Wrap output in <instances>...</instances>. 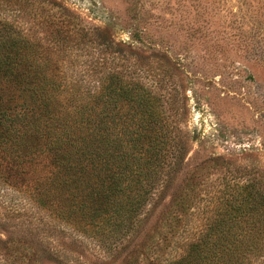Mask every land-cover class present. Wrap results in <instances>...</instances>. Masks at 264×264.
I'll use <instances>...</instances> for the list:
<instances>
[{"label": "trees", "instance_id": "1", "mask_svg": "<svg viewBox=\"0 0 264 264\" xmlns=\"http://www.w3.org/2000/svg\"><path fill=\"white\" fill-rule=\"evenodd\" d=\"M53 35L57 47L0 14V191L36 206L33 220L0 211V264H73L65 242L39 237L45 219L114 254L159 207L196 217L179 251L147 264H264V179L224 176L203 201L188 188L168 194L183 147L158 99L114 71L99 77L100 66L82 76L81 54L60 44L66 31Z\"/></svg>", "mask_w": 264, "mask_h": 264}, {"label": "rangeland", "instance_id": "2", "mask_svg": "<svg viewBox=\"0 0 264 264\" xmlns=\"http://www.w3.org/2000/svg\"><path fill=\"white\" fill-rule=\"evenodd\" d=\"M0 14L44 45L57 47L52 34L66 31L60 44L81 54L73 59L82 76L100 66L99 77L114 71L158 99L183 147L168 194L188 188L203 201L224 176L264 179V0H0ZM2 188L5 217L36 219L26 193ZM169 212L155 209L141 236L114 254L48 219L39 237L61 251L65 242L73 264H147L179 251L196 217Z\"/></svg>", "mask_w": 264, "mask_h": 264}]
</instances>
